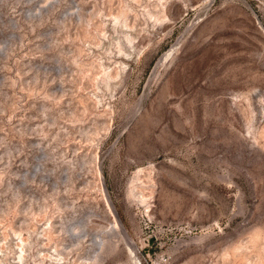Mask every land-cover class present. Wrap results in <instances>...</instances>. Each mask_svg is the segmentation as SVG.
I'll return each instance as SVG.
<instances>
[{
	"label": "rangeland",
	"instance_id": "374dc122",
	"mask_svg": "<svg viewBox=\"0 0 264 264\" xmlns=\"http://www.w3.org/2000/svg\"><path fill=\"white\" fill-rule=\"evenodd\" d=\"M157 3L0 0V264H264V0Z\"/></svg>",
	"mask_w": 264,
	"mask_h": 264
},
{
	"label": "bare ground",
	"instance_id": "6f19581e",
	"mask_svg": "<svg viewBox=\"0 0 264 264\" xmlns=\"http://www.w3.org/2000/svg\"><path fill=\"white\" fill-rule=\"evenodd\" d=\"M131 1H132V0H131ZM133 1H136V2H137V0H133ZM165 2H166V0H158L157 5L159 6V10H157V11H152L151 9H145V13H146L147 18L150 19V20H153L154 22H161V21H163V20L165 19V15H164V13H163V9L165 8V7H164ZM125 26L127 27V24H126V23H125ZM171 55H172V52H169L168 54L164 55V56L161 58L160 62H163V61L168 60V59L171 57ZM108 78L112 79V77H110L109 75H108ZM104 197H105V196H104ZM105 199H106V198H105ZM112 216H113V218L115 219V221H114V225H115V227L118 228V229L120 230L123 239L126 240V242H128V241H127V235H126V233L124 232L122 226H121V225L119 224V222L116 220L117 218H116L115 214L112 213ZM100 247H101V246H100ZM129 247H130V246H129ZM128 251H129L130 255L134 254L133 251L131 250V248H128ZM95 259H96V257L94 258V260H95ZM134 260L136 261L135 256H134ZM93 262H94V261H93Z\"/></svg>",
	"mask_w": 264,
	"mask_h": 264
}]
</instances>
